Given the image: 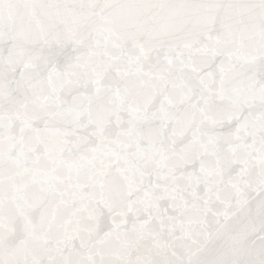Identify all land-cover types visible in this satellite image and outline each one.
I'll use <instances>...</instances> for the list:
<instances>
[{"label": "snow or ice", "instance_id": "6c2138e0", "mask_svg": "<svg viewBox=\"0 0 264 264\" xmlns=\"http://www.w3.org/2000/svg\"><path fill=\"white\" fill-rule=\"evenodd\" d=\"M0 264H264V0H0Z\"/></svg>", "mask_w": 264, "mask_h": 264}]
</instances>
